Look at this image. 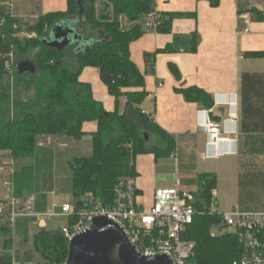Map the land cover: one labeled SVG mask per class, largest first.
<instances>
[{
  "label": "trees",
  "instance_id": "obj_1",
  "mask_svg": "<svg viewBox=\"0 0 264 264\" xmlns=\"http://www.w3.org/2000/svg\"><path fill=\"white\" fill-rule=\"evenodd\" d=\"M81 2L83 14L79 0H68L67 10L50 12L28 23L14 17L4 0H0V165L4 159L17 162L34 157L41 135L80 139L86 134L83 129L86 122L97 123L96 131L91 133L92 154L75 157L70 164L73 196L77 199L69 216L70 226L79 220V213L89 199L84 197L90 194L102 206L114 205L119 180L138 175L135 162L138 155L165 158L174 154L177 147L176 138L141 107L148 95L145 76L132 60L130 51L131 43L145 33L146 17L156 10V0H107L111 11L106 13L98 11L97 0ZM210 3L218 7L220 0ZM256 12L264 17L263 12ZM159 14L157 31L163 34L172 33L175 19L192 15ZM62 22H78L81 37L60 50L46 45L44 40L50 39L53 27ZM22 32L30 35L21 36ZM199 42L197 32L176 34L164 49L146 53V63L153 71L157 54L197 52ZM10 53L16 55V61H11ZM247 55L264 57V51ZM24 60L34 62L38 69L35 74L18 72L17 64ZM86 67L99 69L102 81L115 98L114 111H107L94 97L90 83L80 81ZM170 70L181 81L182 75L175 64H170ZM13 76L15 88L11 84ZM177 90L189 102L201 103L207 109L214 106L213 97L198 87L180 86ZM12 178L14 195L23 198L34 187V168L23 166ZM198 182L194 221L185 228L182 238L194 243L195 264H232L242 257L244 248L235 233L224 230L221 213H208L216 176L202 173ZM218 228L220 233L213 235ZM68 243L62 230L42 228L35 235V246L44 258L41 264H63ZM12 246L11 231L8 223H4L0 226L1 264H13L9 253Z\"/></svg>",
  "mask_w": 264,
  "mask_h": 264
},
{
  "label": "crops",
  "instance_id": "obj_2",
  "mask_svg": "<svg viewBox=\"0 0 264 264\" xmlns=\"http://www.w3.org/2000/svg\"><path fill=\"white\" fill-rule=\"evenodd\" d=\"M4 4L14 17L29 22L68 8V0H4ZM257 10L264 13V0H220L218 7H212L210 0H156L158 13L192 15L175 19L169 34L146 28L130 45L132 60L144 74L148 92L141 107L177 142L176 151L169 157L156 158L154 154L136 157V185L142 205L153 204L155 190L159 187L178 186L195 194L200 188L198 176L213 173L216 184L212 192L216 195L212 198L218 208L222 196L231 200V211L238 208L245 212H264V57L247 55L264 51V17L257 14ZM192 32L199 35L197 52L159 53L155 68L150 71L146 53L164 49L176 34ZM170 64L179 68L181 81L172 74ZM80 81L91 84L94 97L107 111L115 110V98L102 81L98 68H84ZM180 86L198 87L211 95L214 102L217 94H235L236 131L223 134L228 141H233V148L229 144L214 145L209 152L207 134L199 124L200 111H206L205 118L223 128L225 119L232 117L231 107L215 102L207 109L201 103L189 102L177 90ZM83 129L84 136L92 138L97 123L86 122ZM49 136L38 137L36 163L56 167L59 163L71 164L75 157L89 156L93 152V142L84 150L75 145L77 140L82 142L84 136L80 139ZM193 163H200V168ZM27 165L17 161L15 171ZM28 166L35 168L33 164ZM172 167L175 172L170 170ZM53 177L56 182V176ZM23 198L22 205L37 214L59 213L63 204H72L67 196L59 199L56 192L45 189L38 194L26 192ZM27 220H32L40 229L47 227L46 221L40 224L34 216H19L15 228L18 225L26 229Z\"/></svg>",
  "mask_w": 264,
  "mask_h": 264
},
{
  "label": "built area",
  "instance_id": "obj_3",
  "mask_svg": "<svg viewBox=\"0 0 264 264\" xmlns=\"http://www.w3.org/2000/svg\"><path fill=\"white\" fill-rule=\"evenodd\" d=\"M160 18V14L154 10L147 15L145 27L157 29ZM21 36H28V34L21 33ZM9 56L12 57L13 53H10ZM215 102L219 105H229L232 117L225 119L222 128L219 123L205 118L208 112L200 111L199 124L201 130L207 134L209 152H212L214 145L229 144L230 148H233V141H228L223 137V134L236 131L234 128L235 94H217ZM7 172L12 178L16 171L13 161L9 162L4 159L0 165V174L4 176ZM4 185L7 187L8 183L4 181ZM212 195H216L215 191L212 192ZM115 197L114 205L105 207L96 203L93 195L90 194L86 207L79 213V220L74 225L62 229L66 237L70 240L77 233L87 229L95 216L106 215L126 228L141 252L148 255L168 254L175 264H195L192 261L195 245L182 238L185 228L194 221L195 195L193 192L178 186L159 187L155 190L153 204L146 207L139 202L136 177L130 176L122 177L119 180ZM4 202L10 206L9 212H3ZM74 209V205L66 203L61 206L59 213H33L30 207H24L20 199L14 195V183L12 182L9 192L0 202V221L8 223L13 235L16 218L19 216H34L42 224L45 222L43 219L45 217L69 218ZM208 213H221L224 219V230L235 233L244 248L242 257L232 264H264V212H245L238 208L230 212H221L213 199ZM217 231H213V235L217 234Z\"/></svg>",
  "mask_w": 264,
  "mask_h": 264
},
{
  "label": "water",
  "instance_id": "obj_4",
  "mask_svg": "<svg viewBox=\"0 0 264 264\" xmlns=\"http://www.w3.org/2000/svg\"><path fill=\"white\" fill-rule=\"evenodd\" d=\"M80 14L85 9L79 0ZM78 22L56 24L50 39L44 43L50 47L65 49L79 39ZM19 73L37 72L31 60L17 64ZM148 140V135H146ZM63 264H175L170 255L158 253L148 255L140 251L126 228L106 215L95 216L87 229L74 235L68 243V255Z\"/></svg>",
  "mask_w": 264,
  "mask_h": 264
},
{
  "label": "rangeland",
  "instance_id": "obj_5",
  "mask_svg": "<svg viewBox=\"0 0 264 264\" xmlns=\"http://www.w3.org/2000/svg\"><path fill=\"white\" fill-rule=\"evenodd\" d=\"M6 1L9 2V0H6ZM97 8L100 13H106V12L111 11V7L110 5L108 6L107 0H97ZM27 22L33 23L34 21L33 22L27 21ZM87 30L88 32H90L89 27L87 28ZM22 33L30 35L27 32H22ZM10 59L11 61H16V55L13 54V56L10 57ZM11 84H13V88H15L16 84L14 83V76L11 78ZM39 137L41 138V136ZM61 137L63 136L60 135L58 138H61ZM64 137H67V136H64ZM71 141H74V140H71ZM91 143H92L91 136L86 135L82 138V142L80 140H77L75 142V145L79 146L80 148H82V150H84L88 148ZM37 155L38 154H35V156L32 158L21 160V164H28V165L33 164L35 167L34 168L35 183H34V188L31 190V193L38 194L40 191L44 189L45 191H49V192L54 191L57 193V196L59 197V199L65 198L67 196L70 202H72V205L75 206L77 204V199L72 194V170H71L70 164L69 163H59L56 167H54V165L52 167L50 163H46V164L36 163V161L38 160ZM7 160L9 162L12 161L10 159H7ZM13 163H15V161H13ZM172 164H175V163H172ZM193 164H196L198 168H200L199 166L200 163H193ZM170 170L174 172L176 171V169L175 168L173 169V167ZM185 170H183V172H185ZM54 175L56 176V182L55 180H53ZM4 181L8 183L7 187L5 185L3 186ZM12 182H13V178H10L8 172L4 176H1L0 178V199L3 200L6 193L9 192V187L12 185ZM27 192L29 193V191ZM84 199L87 200L88 196L84 197ZM20 201L22 203H25L24 198H20ZM219 202H220L219 210L221 212L231 211L232 209L231 200L224 199L222 196H220ZM9 208L10 206L7 204V202H4V205L2 206L3 212L4 213L9 212L10 210ZM43 219H45V221L47 222V227H46L47 230L61 231L64 227H70L69 218L67 217L55 216L51 218L45 217ZM19 220L20 219H18V221ZM27 221H28L27 222L28 225H26V229L25 227L20 228L18 225H16V228L12 235L13 246L9 253L11 255V260L13 264H23V263L35 264V263L44 262V258L42 254L37 250L35 246V235L39 233L41 229L33 225L32 220H27ZM4 223L5 222L0 221V226H2ZM220 229L221 228L217 229L218 233H220ZM2 254H3V249L0 248V257Z\"/></svg>",
  "mask_w": 264,
  "mask_h": 264
}]
</instances>
